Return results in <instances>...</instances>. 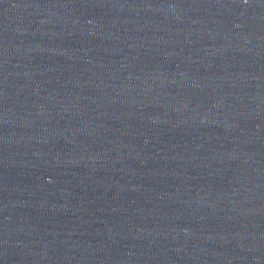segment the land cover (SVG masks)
Listing matches in <instances>:
<instances>
[{
  "label": "water",
  "instance_id": "95a60500",
  "mask_svg": "<svg viewBox=\"0 0 264 264\" xmlns=\"http://www.w3.org/2000/svg\"><path fill=\"white\" fill-rule=\"evenodd\" d=\"M0 264H264V0H0Z\"/></svg>",
  "mask_w": 264,
  "mask_h": 264
}]
</instances>
